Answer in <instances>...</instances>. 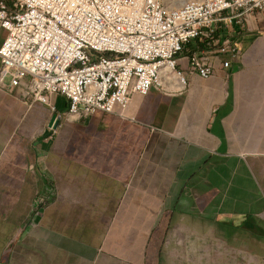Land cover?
I'll use <instances>...</instances> for the list:
<instances>
[{"label": "crops", "instance_id": "1", "mask_svg": "<svg viewBox=\"0 0 264 264\" xmlns=\"http://www.w3.org/2000/svg\"><path fill=\"white\" fill-rule=\"evenodd\" d=\"M230 31L241 60L126 117L54 134L56 113L0 88V264H264V16Z\"/></svg>", "mask_w": 264, "mask_h": 264}, {"label": "built area", "instance_id": "2", "mask_svg": "<svg viewBox=\"0 0 264 264\" xmlns=\"http://www.w3.org/2000/svg\"><path fill=\"white\" fill-rule=\"evenodd\" d=\"M255 13L264 16V0H195L180 18L164 0H0V88L56 113L54 134L63 120L126 117L137 95L181 91L189 76H214L218 61L230 69L242 58L230 27L244 30ZM56 95L68 102L64 113Z\"/></svg>", "mask_w": 264, "mask_h": 264}, {"label": "bare ground", "instance_id": "3", "mask_svg": "<svg viewBox=\"0 0 264 264\" xmlns=\"http://www.w3.org/2000/svg\"><path fill=\"white\" fill-rule=\"evenodd\" d=\"M195 0H190L186 2L184 5L177 9L169 8L164 0V12H171V16L173 18H180L186 16V14L192 11V4H194ZM81 91L85 94H93V86L89 81L81 82Z\"/></svg>", "mask_w": 264, "mask_h": 264}, {"label": "rangeland", "instance_id": "4", "mask_svg": "<svg viewBox=\"0 0 264 264\" xmlns=\"http://www.w3.org/2000/svg\"><path fill=\"white\" fill-rule=\"evenodd\" d=\"M190 0H165L169 8L177 9Z\"/></svg>", "mask_w": 264, "mask_h": 264}, {"label": "water", "instance_id": "5", "mask_svg": "<svg viewBox=\"0 0 264 264\" xmlns=\"http://www.w3.org/2000/svg\"><path fill=\"white\" fill-rule=\"evenodd\" d=\"M55 119H56V116H54V118H53V120H52V125L54 126V128H57V126H58V123L56 122V123H54L55 122Z\"/></svg>", "mask_w": 264, "mask_h": 264}]
</instances>
